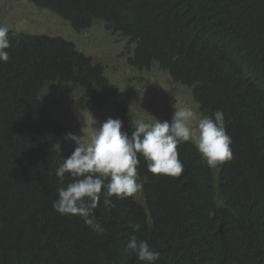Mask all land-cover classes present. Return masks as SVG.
Wrapping results in <instances>:
<instances>
[{
	"label": "trees",
	"instance_id": "trees-1",
	"mask_svg": "<svg viewBox=\"0 0 264 264\" xmlns=\"http://www.w3.org/2000/svg\"><path fill=\"white\" fill-rule=\"evenodd\" d=\"M28 1L75 32L103 21L134 43L132 67L156 63L189 88L205 117L221 110L232 159L210 167L182 141L183 171L170 177L149 172L139 156L142 201L112 196L115 207L106 206L102 188L94 210L102 236L59 214L55 173L73 150L60 148L65 125L49 115L40 88L79 87L129 136L132 91L72 41L9 29V60L0 61V264H145L124 250L132 236L159 252L155 264H264V0ZM71 179L66 173L63 186Z\"/></svg>",
	"mask_w": 264,
	"mask_h": 264
},
{
	"label": "clouds",
	"instance_id": "clouds-1",
	"mask_svg": "<svg viewBox=\"0 0 264 264\" xmlns=\"http://www.w3.org/2000/svg\"><path fill=\"white\" fill-rule=\"evenodd\" d=\"M9 29L0 26V61L7 62L10 48ZM171 122L136 119L131 136L122 132L123 122L108 118L86 136L67 133L65 140L76 144L73 152L56 169V177L62 186L57 188L58 198L52 207L61 215H77L93 232L102 236L106 229L96 217L100 193L105 188L104 204L115 207L111 197L125 199L142 190L137 180L139 156L153 174L179 177L183 164L178 158L177 146L192 140L203 160L210 167L232 159L231 137L227 134L224 113L215 111L211 117L197 119L191 108H174ZM196 122L195 128L191 125ZM66 173L72 178L64 185ZM107 181V183H105ZM133 232L139 231V223L129 222ZM124 250L135 253L145 264H155L159 252L147 241L132 236Z\"/></svg>",
	"mask_w": 264,
	"mask_h": 264
},
{
	"label": "rangeland",
	"instance_id": "rangeland-1",
	"mask_svg": "<svg viewBox=\"0 0 264 264\" xmlns=\"http://www.w3.org/2000/svg\"><path fill=\"white\" fill-rule=\"evenodd\" d=\"M0 25L31 33L59 35L72 41L76 48L103 67L104 75L113 85L132 91L131 110L136 119L150 122L155 117L164 122L165 116L172 119L174 108L184 107L191 108L197 119L205 117L189 88L173 80L156 63L148 68L132 67L129 58L134 43L107 30L103 21L97 20L88 29L75 32L68 22L28 0H0ZM39 97L49 115L65 125L59 144L62 149L76 147L75 142L65 140L67 133L86 136L92 127L98 128L110 118L108 108L91 104L84 92L71 83L46 82L40 88ZM195 124L194 121L191 126L195 128ZM135 195L142 201L141 190Z\"/></svg>",
	"mask_w": 264,
	"mask_h": 264
}]
</instances>
